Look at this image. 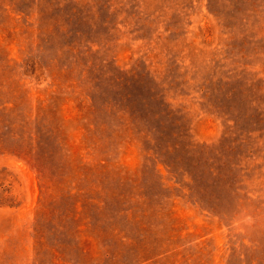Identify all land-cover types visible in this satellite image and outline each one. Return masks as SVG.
Here are the masks:
<instances>
[{
	"label": "rangeland",
	"instance_id": "374dc122",
	"mask_svg": "<svg viewBox=\"0 0 264 264\" xmlns=\"http://www.w3.org/2000/svg\"><path fill=\"white\" fill-rule=\"evenodd\" d=\"M0 264H264V0H0Z\"/></svg>",
	"mask_w": 264,
	"mask_h": 264
},
{
	"label": "trees",
	"instance_id": "16d2710c",
	"mask_svg": "<svg viewBox=\"0 0 264 264\" xmlns=\"http://www.w3.org/2000/svg\"><path fill=\"white\" fill-rule=\"evenodd\" d=\"M141 92H143V91L141 90ZM141 92H140V93H141ZM141 94H142V93H141ZM139 95H140V94H139ZM139 95H138V96H139ZM147 96H148V98H153V93L150 91V92H148V95H147ZM138 100H139V98H138Z\"/></svg>",
	"mask_w": 264,
	"mask_h": 264
}]
</instances>
